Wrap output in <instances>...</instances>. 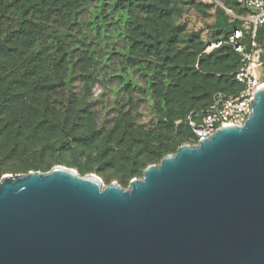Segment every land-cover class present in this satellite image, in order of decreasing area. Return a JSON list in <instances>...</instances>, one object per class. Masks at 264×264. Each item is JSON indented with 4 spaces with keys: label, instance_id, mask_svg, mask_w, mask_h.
Segmentation results:
<instances>
[{
    "label": "rangeland",
    "instance_id": "374dc122",
    "mask_svg": "<svg viewBox=\"0 0 264 264\" xmlns=\"http://www.w3.org/2000/svg\"><path fill=\"white\" fill-rule=\"evenodd\" d=\"M76 5L45 17L41 9L50 5L42 4L30 15L33 23L43 20L41 46L50 59L55 56L53 37L61 33L65 42L66 71L50 99L37 101L27 93L25 78L17 81L12 62H3L0 55V177L62 165L81 175L95 174L105 185L116 182L127 188L147 165L182 143H196L177 135L186 111L202 106L214 90L238 91L233 70L221 72L208 64L221 55L233 58L232 53L227 48L209 53V46L225 34L215 25L217 14L228 21L226 8L239 16L247 11L231 0H80ZM81 54L89 61L90 77L80 68ZM232 62L224 59V66ZM225 76H231L234 89L215 84ZM162 91L179 100L167 102L169 95ZM120 106L144 132L123 138L129 142L132 136L147 135L151 144L142 141L130 148L115 142L119 138L108 129ZM66 136L71 143L56 151ZM160 146L162 156L155 152Z\"/></svg>",
    "mask_w": 264,
    "mask_h": 264
},
{
    "label": "water",
    "instance_id": "95a60500",
    "mask_svg": "<svg viewBox=\"0 0 264 264\" xmlns=\"http://www.w3.org/2000/svg\"><path fill=\"white\" fill-rule=\"evenodd\" d=\"M241 124L127 188L54 165L0 177V264H264V86Z\"/></svg>",
    "mask_w": 264,
    "mask_h": 264
},
{
    "label": "trees",
    "instance_id": "16d2710c",
    "mask_svg": "<svg viewBox=\"0 0 264 264\" xmlns=\"http://www.w3.org/2000/svg\"><path fill=\"white\" fill-rule=\"evenodd\" d=\"M231 1L233 4L240 6L235 2V0H231ZM79 2L80 0H0V55H3L1 60L3 62H12L10 68L17 71V73L14 75L15 79L17 81L21 79L22 82V78L24 77L25 81H23L22 85L25 88L23 89H25V91L29 94L32 93V96L37 101L39 100L43 101L47 98L50 99L52 96L57 94V91L59 92L58 84L63 79L64 71H66L65 65H66L67 51L65 47V42L63 41V39L59 38L61 33H58L53 37V40L56 41V43L54 45V50L52 51V53L55 52L54 54L55 56L52 59H50L46 52L47 49L42 48L41 46V40H42L41 38L43 36L41 33L46 29L44 27L41 28L39 26L43 24L41 23L43 22V20L42 21L38 20L37 23L34 20L35 23H33V19L30 18V15L35 9H37L38 7H42V4L44 7L48 4L50 5L48 9H43V8L41 9L43 15H45L46 17V15H49L51 11L60 12L66 9L72 11L75 7H77L76 4ZM227 9L231 10L234 13L232 9L230 8ZM13 14L15 15L14 18L15 20L11 22H7V19L12 18ZM225 14L232 20L227 21L220 13L216 15L215 25L218 28L223 29L225 31V34L222 37L217 38L213 41L215 42L221 40L224 42L218 47L209 49V53L216 54L220 50L227 48L232 53L233 58H230L229 56L221 55L219 58H215V59L211 58L208 64L210 68L216 67L221 72H228L233 70L232 78L234 83L238 86V90H239L241 88V85L235 81L234 72L239 66L240 56L238 52L234 50L233 46L229 43H226L225 41H227L228 37L231 35L233 30L241 28L242 20L238 18H233L229 16L226 12ZM5 25H7L6 28H4ZM256 36H257V40L260 43L264 41V34L262 29L258 30ZM249 38H250L249 34L244 33L243 38L240 40V42L245 46H248ZM48 53L51 52L48 51ZM227 58L228 60L230 59L231 62L234 61V64L232 62L231 64L224 66V59ZM79 61H81L80 68L82 69V67H84L85 73L87 72L86 75L90 77V73L88 70L90 65L85 55L81 54ZM84 63H86L87 66H83ZM50 66L53 69H49ZM48 70H51L52 73L51 74L48 73ZM47 77H50V80ZM233 81L231 80V76L230 77L225 76L214 80L215 84L222 87L223 89H230V88L234 89ZM126 87L128 90V85ZM219 91H223V90H219ZM127 92H129V90ZM212 92H210L207 95L205 102L202 104V106L198 108L203 107L207 103ZM162 95H166L167 97L169 94H166L162 91ZM179 97L180 96L175 94L174 98H171L169 95L167 98H165V100L167 99V102L173 104V101L174 100L178 101ZM198 108H192V109H198ZM188 111H186L185 114ZM167 113H171V115H173L174 111H169L167 109ZM112 123L113 125L108 129V132L109 134L116 135V137L119 138L115 140L117 144H121L123 141L127 143L126 145L128 147L132 148L134 146H137V143H142V141L144 142L147 141L149 142V144L152 143V139L149 138L147 135L145 137L132 136V138H130L131 141L129 142H127V140L123 138L125 135H131L133 132H136L138 134L144 132L138 128H135L132 125V118L130 114L128 112H123L122 106H120L119 116L115 117ZM181 126L182 127H180L177 130V135H179L184 139L187 138L189 139L192 136L191 131L183 123ZM69 143H71V140L69 137L66 136L56 146V151L68 145ZM176 148H174V150H176ZM155 152L160 154L161 156L163 155L161 146L155 147ZM105 180L108 181V178L105 177Z\"/></svg>",
    "mask_w": 264,
    "mask_h": 264
},
{
    "label": "built area",
    "instance_id": "2783aa9c",
    "mask_svg": "<svg viewBox=\"0 0 264 264\" xmlns=\"http://www.w3.org/2000/svg\"><path fill=\"white\" fill-rule=\"evenodd\" d=\"M235 2L247 10V15L237 16L227 8L226 13L248 24H242L240 29L233 30L225 42L231 44L240 56L234 79L241 88L229 94L219 90L212 92L203 107L189 110L179 120L191 131L190 139L196 143L199 139L208 137L220 126L243 123L250 112L249 102L254 91L264 86V41L260 43L256 36L259 29H262L264 34V0ZM244 33L250 36L248 46L240 42ZM223 42L221 40L212 42L209 49L218 47Z\"/></svg>",
    "mask_w": 264,
    "mask_h": 264
}]
</instances>
